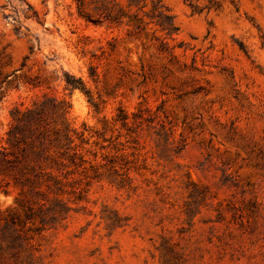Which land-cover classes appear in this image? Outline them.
<instances>
[{
    "label": "rangeland",
    "instance_id": "374dc122",
    "mask_svg": "<svg viewBox=\"0 0 264 264\" xmlns=\"http://www.w3.org/2000/svg\"><path fill=\"white\" fill-rule=\"evenodd\" d=\"M163 2L173 39L78 0H0L4 128L55 97L91 130L86 171L48 199L0 174L1 208H44L0 225V264H264V0Z\"/></svg>",
    "mask_w": 264,
    "mask_h": 264
},
{
    "label": "trees",
    "instance_id": "16d2710c",
    "mask_svg": "<svg viewBox=\"0 0 264 264\" xmlns=\"http://www.w3.org/2000/svg\"><path fill=\"white\" fill-rule=\"evenodd\" d=\"M78 1L81 15L95 23L103 20L119 21L121 17L129 14L136 33L149 27L153 29V37L157 39H160L157 31L165 34L164 39H173L179 33L175 15L163 0ZM88 5H93L100 18L93 19L86 10ZM164 39L161 40V47L167 50L169 48ZM4 80L5 78L2 81ZM66 85L71 89H85L83 81L74 75H67ZM69 107L65 99L46 97L44 100H34L31 106L15 104L10 109V120L6 129L0 121V174L11 178L7 184L13 181L15 185L22 187L23 192L27 189L48 199L50 191L63 190L72 166L86 171L88 159L84 144L89 143L91 130L86 124L82 129L72 125L67 118ZM120 112L113 118L114 124L127 126L130 114L124 109H120ZM136 115L137 112H134V118ZM108 121H105L106 124ZM4 192L7 193L8 190L4 189ZM42 211V206L35 210L17 197L15 204L6 208L0 207V225H19L24 228L27 220H33L35 214ZM16 236L19 237L20 233Z\"/></svg>",
    "mask_w": 264,
    "mask_h": 264
}]
</instances>
